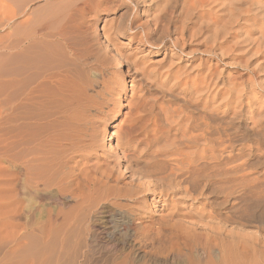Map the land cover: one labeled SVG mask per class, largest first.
Listing matches in <instances>:
<instances>
[{"label": "rangeland", "instance_id": "374dc122", "mask_svg": "<svg viewBox=\"0 0 264 264\" xmlns=\"http://www.w3.org/2000/svg\"><path fill=\"white\" fill-rule=\"evenodd\" d=\"M193 259L264 264V0H0V264Z\"/></svg>", "mask_w": 264, "mask_h": 264}, {"label": "bare ground", "instance_id": "6f19581e", "mask_svg": "<svg viewBox=\"0 0 264 264\" xmlns=\"http://www.w3.org/2000/svg\"><path fill=\"white\" fill-rule=\"evenodd\" d=\"M82 4V3H81ZM84 4H86V2H84ZM181 41V40H180ZM178 42V38H175V40L172 42V46H174V45H177L176 43ZM174 44V45H173ZM177 47H178V45H177ZM175 48V47H174ZM20 59V58H19ZM19 61V60H18ZM20 62V61H19ZM16 68V67H15ZM32 92V91H31ZM29 93H30V91H29ZM33 93V92H32ZM31 93V94H32ZM34 94V93H33ZM27 96H28V94H27ZM30 96V95H29ZM28 97H26L25 99H27ZM31 98V97H30ZM30 98H28V99H30ZM32 99V98H31ZM207 115V114H206ZM195 119V118H194ZM196 120L198 121H202L203 122V124H204V126L202 127V126H200V125H198V123L196 122ZM189 122V121H188ZM193 122H196V124H194ZM203 124H201V125H203ZM190 125H193V126H195V128L197 127V129H198V131L200 130V132L199 133H197V134H193V135H189V134H187V136H188V138L185 140L186 142H191V143H196V144H198L199 143V141H200V143H202V144H200V145H203V146H206V144H205V142H208V138L206 137V132H207V130L206 129H208L209 127V125L207 126V123H206V116H204V115H202V116H200V117H198V118H196L195 120H193L192 119V121H191V123H190ZM189 126V125H188ZM193 126H192V130H193ZM116 127V125L115 124H110L109 125V127L107 128V131H108V136H111V129H114ZM185 128H187L186 126H185ZM188 129V128H187ZM195 130V129H194ZM183 132L185 131L186 132V130H182ZM182 132V133H183ZM191 133V132H190ZM184 134V133H183ZM186 135V134H185ZM186 136V137H187ZM215 144H216V142H215ZM205 150H206V147H201V154H200V152H199V159H201V158H204L205 157ZM218 155V154H217ZM216 158V157H215ZM220 159V158H219ZM190 160V159H189ZM200 161V160H199ZM198 162V161H197ZM223 163V162H222ZM197 165V164H196ZM199 166V165H198ZM235 166V165H234ZM174 168V167H173ZM186 170H185V169ZM192 168H194V166L192 167V165H190V161H189V163H187L185 166H182V167H180V168H178V170H174L173 169V171H171V173H170V177L168 178V181L170 182V185H173V187H174V189L175 188H180L181 189V187L182 186H180V184H181V182H183V180L185 179V177L183 178L182 176H184V174L185 173H187L188 171H190V170H192ZM235 168V167H234ZM171 169V168H170ZM183 169L185 170V171H183ZM234 170V169H233ZM172 176V177H171ZM182 178H183V180H182ZM191 180V179H190ZM187 182V181H186ZM184 183V182H183ZM184 186V185H183ZM185 187L187 188V186L185 185ZM186 188H184L183 187V189L185 190V191H187L186 190ZM188 189V188H187ZM176 190V189H175ZM183 190V191H184ZM178 191V190H177ZM184 191V192H185ZM154 192V191H153ZM154 194V193H153ZM164 194V193H163ZM56 195H57V193H56ZM59 196H60V194H58ZM57 195V196H58ZM166 195V194H165ZM57 196H52V193H51V196H49L48 197V195L47 196H45V199L46 200H48V199H50V201H52V200H54V199H56V200H58V203H59V201H61L60 200V197H57ZM158 196H160V194L158 195ZM164 196V195H163ZM146 197V194H144L143 192H139V194L137 195V197H136V203H141V202H143L144 201V198ZM163 198V197H162ZM55 201V200H54ZM56 203H57V201H56ZM62 203V202H61ZM99 205V204H98ZM122 206V205H121ZM121 206H119V205H113V204H103V205H100L99 206V208L97 209L98 211H97V213L99 212V215L97 214L96 216H94L93 217V225H92V227H93V230L96 232V233H98V232H100V231H102V230H104L105 231V229L106 228H113L114 230H116V232L119 234L120 233V235L123 237L122 239H125V238H131V235H132V229H131V227H130V223H131V217H130V215H129V213L128 212H126L125 210H123L122 209V207ZM147 208V207H146ZM145 210V209H144ZM143 210V211H144ZM147 212H148V210H147ZM141 217H143L142 215H141ZM107 230V229H106ZM103 231V232H104ZM107 231H109V230H107ZM114 232V231H113ZM95 233V234H96ZM109 233H111V232H109ZM93 234V233H92ZM105 234V233H104ZM113 234V233H112ZM113 237V236H112ZM92 238V237H91ZM89 239H90V237H89ZM108 239V238H107ZM91 240V239H90ZM95 240V239H94ZM123 241V240H122ZM85 243V242H84ZM83 243V244H84ZM121 243V242H120ZM127 244V243H126ZM117 245V244H116ZM116 246L115 245H113V248H115ZM124 247V246H123ZM94 248V247H93ZM208 250V249H207ZM92 251V250H91ZM111 251V250H110ZM112 252V251H111ZM185 252H187V251H185ZM197 252V251H196ZM177 254V253H176ZM181 254V253H180ZM183 255H184V253H182ZM192 254V253H191ZM226 254H227V252H226ZM186 255V254H185ZM81 256V255H80ZM86 256V255H85ZM90 256V255H89ZM227 257V256H226ZM87 258V257H86ZM85 258V259H86ZM176 259H177V257H176ZM233 259V258H232ZM194 260V259H193ZM123 261V260H122ZM191 261V260H190ZM189 261V262H190ZM31 262H33V261H31ZM124 262V261H123ZM137 262V261H136ZM194 262H195V264H198V262H197V260H194ZM82 263H85L84 261L82 262ZM29 264H31V263H29ZM35 264V263H34ZM122 264V263H121Z\"/></svg>", "mask_w": 264, "mask_h": 264}]
</instances>
